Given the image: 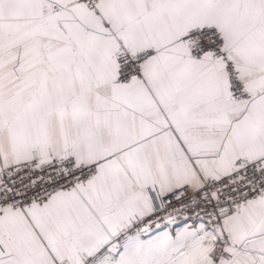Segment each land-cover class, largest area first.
<instances>
[{
	"label": "snow or ice",
	"instance_id": "6c2138e0",
	"mask_svg": "<svg viewBox=\"0 0 264 264\" xmlns=\"http://www.w3.org/2000/svg\"><path fill=\"white\" fill-rule=\"evenodd\" d=\"M0 264H264V0H0Z\"/></svg>",
	"mask_w": 264,
	"mask_h": 264
},
{
	"label": "built area",
	"instance_id": "2783aa9c",
	"mask_svg": "<svg viewBox=\"0 0 264 264\" xmlns=\"http://www.w3.org/2000/svg\"><path fill=\"white\" fill-rule=\"evenodd\" d=\"M160 218L157 217L156 220H159ZM156 220L153 221V225L155 226ZM162 222V221H161Z\"/></svg>",
	"mask_w": 264,
	"mask_h": 264
}]
</instances>
